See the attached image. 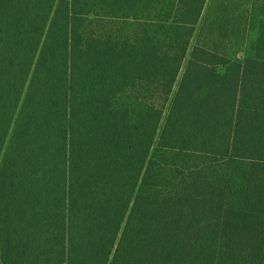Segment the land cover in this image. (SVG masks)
I'll list each match as a JSON object with an SVG mask.
<instances>
[{
  "label": "trees",
  "instance_id": "1",
  "mask_svg": "<svg viewBox=\"0 0 264 264\" xmlns=\"http://www.w3.org/2000/svg\"><path fill=\"white\" fill-rule=\"evenodd\" d=\"M207 1L0 0L1 264H264V0L188 57Z\"/></svg>",
  "mask_w": 264,
  "mask_h": 264
},
{
  "label": "rangeland",
  "instance_id": "2",
  "mask_svg": "<svg viewBox=\"0 0 264 264\" xmlns=\"http://www.w3.org/2000/svg\"><path fill=\"white\" fill-rule=\"evenodd\" d=\"M253 7L254 0H208L188 57L193 47L201 44L231 58H244L257 38V28L252 24L255 17ZM256 13L260 19L261 7ZM182 73L183 70L180 76Z\"/></svg>",
  "mask_w": 264,
  "mask_h": 264
}]
</instances>
